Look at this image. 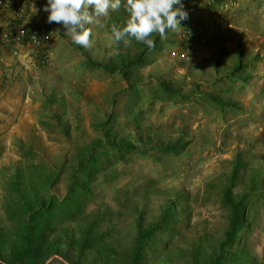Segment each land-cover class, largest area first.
Returning a JSON list of instances; mask_svg holds the SVG:
<instances>
[{
    "label": "rangeland",
    "instance_id": "obj_1",
    "mask_svg": "<svg viewBox=\"0 0 264 264\" xmlns=\"http://www.w3.org/2000/svg\"><path fill=\"white\" fill-rule=\"evenodd\" d=\"M183 10L188 18L181 27L165 39L153 34L162 46L129 72L108 69L142 50L135 39L127 46L112 39L111 25L122 28L129 18L123 7L86 25L87 48L75 45L58 24L47 67L26 65L17 56L5 62L12 71L7 77L0 73L7 88L0 90V232L11 229L19 194L62 198L79 158L109 132L136 148L123 159L111 155L102 161L84 211L66 221L62 250L75 253L98 216L108 241L129 252L138 229L158 221L173 203L177 216L149 241L143 264H192L199 245L205 251L218 246L228 224L220 191L234 160L244 163L235 193L245 191L253 172L264 176V0H241L226 9L224 20L194 0ZM190 19L205 26V44L184 45L181 32ZM240 58L249 65L241 74L250 76L246 84L228 80ZM162 84L178 96L161 98L155 88ZM207 96L235 107L225 114ZM173 145L179 151L157 152ZM246 211L235 264H264V183ZM106 258L98 248L79 263L126 264ZM50 264L66 263L56 258Z\"/></svg>",
    "mask_w": 264,
    "mask_h": 264
},
{
    "label": "trees",
    "instance_id": "obj_2",
    "mask_svg": "<svg viewBox=\"0 0 264 264\" xmlns=\"http://www.w3.org/2000/svg\"><path fill=\"white\" fill-rule=\"evenodd\" d=\"M193 0H186V5ZM195 1V0H194ZM204 3L212 14H218L216 0H196ZM203 25L195 20H189L183 27L188 28L189 24ZM126 23L123 25L125 26ZM204 26V25H203ZM193 39H186L185 46L189 48ZM137 42V41H136ZM142 50L132 58L120 57L115 66L108 69L112 72H122L141 68L146 64L145 57L149 49L141 42L136 43ZM155 45L161 47L159 41L155 40ZM155 46V47H156ZM89 67L97 65L87 63ZM249 65L243 64L242 58L238 59L231 73L228 75L230 82L239 81L243 84L249 83L250 76H242L244 71H249ZM160 90V91H159ZM155 91L165 100H169L176 95L177 90L166 84L159 85ZM211 104L219 109L229 111L231 107L227 102H223L218 97L210 98ZM101 123L99 128H104ZM136 147L125 141V138L111 137L106 132L102 139L94 141L88 146V150L83 157L79 158L75 170L70 175V182L67 192L60 198L55 194H50L48 198H41L37 194L26 197L22 194L17 196L18 207L12 213V227L8 231L0 232V259L5 264H42L47 258L58 254L71 262L80 264L79 261L90 253L93 249L99 248V253L105 251L108 261H124L126 264H143L147 255L149 241L157 234L166 230L177 216L176 206L170 204L161 218L147 227H140L134 240V247L129 252H122L108 241V234L101 231L102 219L93 218L86 226L80 240L76 244V252L65 249L62 244L66 241L64 227L66 221L72 220L84 211L87 200L91 195V184L94 181L96 172L101 168L102 161L111 155L115 159H123L127 153L132 152ZM179 151L176 145L157 148V152L168 154ZM105 162V161H104ZM244 163L237 157L234 160L233 168L228 177L227 185L220 191V203L228 211V224L224 232V237L215 248L205 251L199 245L191 257L192 264H235L239 260L237 253L238 240L242 235V230L247 218L248 201L252 193L264 183V176L259 171L253 172L245 185V191L235 193V189L244 179ZM52 183L50 179L46 181ZM64 235V237H63ZM56 236V237H55ZM241 258V257H240ZM0 264H4L1 263Z\"/></svg>",
    "mask_w": 264,
    "mask_h": 264
},
{
    "label": "clouds",
    "instance_id": "obj_3",
    "mask_svg": "<svg viewBox=\"0 0 264 264\" xmlns=\"http://www.w3.org/2000/svg\"><path fill=\"white\" fill-rule=\"evenodd\" d=\"M122 7L129 18L122 28L111 25V36L115 43L125 46L135 39L154 49L155 40L150 38L153 34L165 39L169 31L181 27V21L188 18L182 0H47L44 11L48 13V23L62 24L65 35L75 45L87 48L91 31L86 25Z\"/></svg>",
    "mask_w": 264,
    "mask_h": 264
},
{
    "label": "built area",
    "instance_id": "obj_4",
    "mask_svg": "<svg viewBox=\"0 0 264 264\" xmlns=\"http://www.w3.org/2000/svg\"><path fill=\"white\" fill-rule=\"evenodd\" d=\"M196 1V0H195ZM205 1V0H203ZM220 20L226 19V12L241 0H216ZM186 0H182V7ZM47 0H0V48L11 47L14 56L26 65L36 68L47 67L53 56V44L59 33L57 23H48L44 11ZM206 43L205 26L189 24L182 29L181 40ZM189 46V47H190Z\"/></svg>",
    "mask_w": 264,
    "mask_h": 264
},
{
    "label": "crops",
    "instance_id": "obj_5",
    "mask_svg": "<svg viewBox=\"0 0 264 264\" xmlns=\"http://www.w3.org/2000/svg\"><path fill=\"white\" fill-rule=\"evenodd\" d=\"M14 59L18 60L15 58V56H13L11 47H7V48L1 47L0 48V73L1 74H4L6 77L11 75L12 70H7V68H5V66H4V64L10 63ZM6 61H8V63H5ZM3 80H5V79L3 78L2 81L0 82V90L6 91L7 90L6 84H5V82H3Z\"/></svg>",
    "mask_w": 264,
    "mask_h": 264
},
{
    "label": "water",
    "instance_id": "obj_6",
    "mask_svg": "<svg viewBox=\"0 0 264 264\" xmlns=\"http://www.w3.org/2000/svg\"><path fill=\"white\" fill-rule=\"evenodd\" d=\"M56 258L62 260V261L65 262L66 264H70L65 258H63V257L60 256V255H53V256H51V257H50V258H49L44 264H50V263H51L53 260H55ZM0 262L5 264V262H3L1 259H0Z\"/></svg>",
    "mask_w": 264,
    "mask_h": 264
}]
</instances>
